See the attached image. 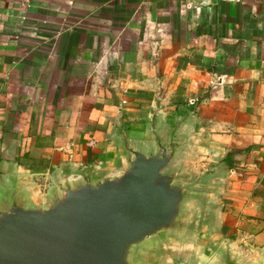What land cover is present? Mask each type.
Segmentation results:
<instances>
[{
	"label": "crops",
	"instance_id": "0c3cea01",
	"mask_svg": "<svg viewBox=\"0 0 264 264\" xmlns=\"http://www.w3.org/2000/svg\"><path fill=\"white\" fill-rule=\"evenodd\" d=\"M155 112L221 163L206 249L264 255V0H0V172L76 177Z\"/></svg>",
	"mask_w": 264,
	"mask_h": 264
},
{
	"label": "water",
	"instance_id": "95a60500",
	"mask_svg": "<svg viewBox=\"0 0 264 264\" xmlns=\"http://www.w3.org/2000/svg\"><path fill=\"white\" fill-rule=\"evenodd\" d=\"M220 164L188 113L155 112L76 177L0 172V264H264L244 246L206 249Z\"/></svg>",
	"mask_w": 264,
	"mask_h": 264
},
{
	"label": "built area",
	"instance_id": "2783aa9c",
	"mask_svg": "<svg viewBox=\"0 0 264 264\" xmlns=\"http://www.w3.org/2000/svg\"><path fill=\"white\" fill-rule=\"evenodd\" d=\"M218 1H220V2H226V3H238L241 0H218Z\"/></svg>",
	"mask_w": 264,
	"mask_h": 264
}]
</instances>
